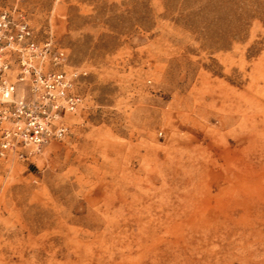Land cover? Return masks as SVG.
I'll return each mask as SVG.
<instances>
[{
	"label": "rangeland",
	"instance_id": "374dc122",
	"mask_svg": "<svg viewBox=\"0 0 264 264\" xmlns=\"http://www.w3.org/2000/svg\"><path fill=\"white\" fill-rule=\"evenodd\" d=\"M87 73L69 132L0 160V264H264V0H0Z\"/></svg>",
	"mask_w": 264,
	"mask_h": 264
},
{
	"label": "built area",
	"instance_id": "2783aa9c",
	"mask_svg": "<svg viewBox=\"0 0 264 264\" xmlns=\"http://www.w3.org/2000/svg\"><path fill=\"white\" fill-rule=\"evenodd\" d=\"M69 67L53 37L39 40L22 12L0 10V160L29 161L68 135L87 75Z\"/></svg>",
	"mask_w": 264,
	"mask_h": 264
}]
</instances>
